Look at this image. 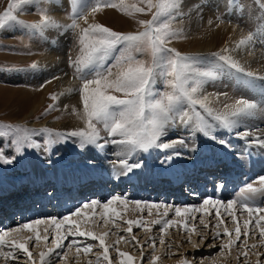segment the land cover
I'll return each instance as SVG.
<instances>
[{
	"label": "rangeland",
	"instance_id": "374dc122",
	"mask_svg": "<svg viewBox=\"0 0 264 264\" xmlns=\"http://www.w3.org/2000/svg\"><path fill=\"white\" fill-rule=\"evenodd\" d=\"M87 1L88 0H79V6L76 7V5L74 4V0H55V2L54 0H32L31 3L21 4L18 8L14 9L13 14L16 16V21H24L28 24L39 22L42 15H47L49 17L52 15H57V19H55L54 21H56V23L61 26H65V25H69L72 23L74 8L78 14H83V15L88 16L90 13H92V8L96 7L97 0H91L89 1V3H87ZM207 1L209 0H199L198 2L195 1V5L202 6V7L197 8V10L202 9L203 11V14H202L203 16H201L202 19L203 18L205 19L207 17L206 15H208V13L210 12L209 10H208L209 12L207 11V9L209 8V7H206ZM219 1H222V0H219ZM246 1L247 0H223L222 5H218V7L220 8H218L217 11H215V13L214 12L212 13V15L213 14L215 15H214V18H210V21L215 20L216 22L218 21L222 23H232L233 26H237V27L241 26L242 21L245 22V20L249 17H243L244 19L240 18L241 21L239 20L235 22H230L234 18L232 16L233 14H228L227 6L231 5V6L237 7L238 3H243ZM13 2L14 0H0V15H2L8 9L9 4ZM116 2H119V0H116ZM126 3L136 4L138 7H144L146 10L143 13L132 11V14L129 15L126 12L121 11L119 8L111 7V6H103L100 8L98 12H95L97 13L98 18L92 23L102 24L118 32L142 31L144 26L141 25L139 21L140 20H151L152 15L156 11V9L153 8L151 11H148L146 3H142V0H126ZM204 7L207 8L206 11L203 9ZM110 12H112V14H117L118 16H120V20L118 17L117 19L110 18V17L106 18V15H110ZM261 12L264 13V8L262 9ZM62 14L66 16L65 20H61ZM196 14L194 16H196ZM180 15L183 16V14L176 12L175 8L170 9L168 12L162 14V16L160 17V20L158 21V23L167 24L171 31L177 33V35L174 38L169 39L168 47L175 48L177 51L185 55L199 56L203 58L204 65L202 66H206L208 60H216V58L209 56L210 53L222 51L221 53L230 56L229 53L223 52V48L226 47V45H223V43L222 45H220L218 48L214 49L213 51L208 50L206 52H202V51H198L197 49L192 50L191 48H189V47H192L195 44V42L191 38L185 39L186 31L185 29H183L184 27L178 20ZM16 21L7 22L3 28H0V71H5L9 75L22 74L24 76V80L15 81L14 83L5 82L0 79V86L4 88V89H0V152H3V155L5 156V158L15 157L14 163L12 164L0 163V187L8 183L10 179H15V178L21 179L23 177V174L25 173V171H27L26 165L28 162V158L31 154L32 155H42V156L44 155V156L50 157L51 153L55 149L60 148L61 153L59 156L61 160H69V158H72V153L68 149L65 148V145L69 146L70 144V146H72L74 149L81 150L79 147H77L78 138L65 140L63 136L58 135V134L59 133H69L73 130H80V129L86 130L85 120L81 118L82 115L78 119H75L76 124H77L75 126L77 127L74 126V128L72 127L67 130H64V129H57V128L47 125L46 119L48 118L49 119L52 118L55 121L60 120V122L62 123L63 122L70 123L69 121L72 120V119H69L67 116H64L65 115L64 113L66 112V110L58 105L57 102L59 101V96L56 90H50L48 94H46L45 104L41 107V109L37 113H35L36 116L35 117L33 116L34 121H32L31 119L25 118L29 116L28 115L29 109L27 108L29 105V102L24 101V103H21L23 95L26 94L25 92L36 91V89L42 90L44 87L48 86L49 82L52 81L53 75H54V73L47 75L49 72L48 70L51 69L53 71H57L58 69L57 66H58L59 61H56L55 63L51 64L50 68L48 70H44L43 72L45 73H43L40 77H38L35 80L29 79L26 77V73L28 71H33V69L30 68V65L35 63L37 64V68H38L39 66L38 62H39V58L41 54H46L47 51H51L52 53L57 52L56 54L59 55L57 59L62 58L63 56L68 57V62H69V57H72L73 59H75V57L79 55L80 45H79L78 33L80 30L79 29H66L65 27H60V28H48V29H45L43 33H40L37 30L24 27L23 25L17 23ZM262 22L264 24V18L262 19ZM79 23L81 25V28H86L89 25L84 19H80ZM263 24L262 23L258 24V26H255V28L253 29L250 28L247 33V36L252 34V37H253L252 40L254 41V43L257 44L256 46L262 56L264 55V38H263L264 33L262 32L263 33L262 35L260 30L263 29L264 27ZM255 33H261V34L255 35ZM69 38L71 39L69 40ZM227 38L224 39L225 42H227ZM196 40H199V39H196ZM137 58L143 59L145 61H150L151 59L150 55L148 54H137ZM232 59L234 60L233 57ZM107 63L112 64L114 63V60L110 59ZM220 63H224V62H220ZM17 69H26V70H17ZM68 69H69L68 72L77 79L76 86L78 87V89L76 91V95L78 97H81L80 88L83 85V80L81 79L80 75L76 73L75 67L72 66L70 63H69ZM233 73H235L236 75H234ZM233 73L232 74L234 75L235 78H238L239 76H240L239 78L244 77L246 74V73L245 74L241 73L239 75V73L236 70H234ZM255 75L260 76V77L262 76V74L260 73H256ZM86 76L88 79H95L96 78L95 71H92L90 74L86 73ZM227 77L228 76L225 75V73H220L218 74V77L216 80L214 81L209 80L204 84L203 88L201 89L200 95L208 96L210 93H212V95L216 94L215 96H212L210 98L208 97L209 107L214 108L215 106L214 109L222 111V108H221L222 105H217V103H214V99L215 100L217 99L218 92H220V94L221 93L223 94L225 89H226V93L231 92L232 85L230 86V83L227 82ZM244 79H247V78L244 77ZM238 85L242 86L241 88H243L241 89V93L242 92L245 93L248 89H250L249 87L245 86V83L243 82L238 83ZM206 86L210 87L209 88L210 93L206 90ZM220 89L222 90L218 91ZM258 90H260L262 96H264V91L261 88H259ZM165 91H170V89L163 82V78L158 77L157 83L153 86L154 97L159 98L158 96H155V94L163 93ZM236 93H238V91H236ZM112 94L119 95V93H115V92H113ZM53 97H55V99H53ZM240 98L247 99L245 96L244 97L241 96ZM255 100L256 99H252L253 102H255ZM259 103L260 104L258 105V109L259 108L262 109L261 105H264V104L262 103L261 99ZM49 105H52L53 107L49 109ZM22 109L25 110L26 112H22L23 114H19L18 112L20 111L18 110H22ZM66 109L68 110L69 113H72L71 116L76 117L75 113L79 112L80 109L83 111V106L76 107V109H74L75 112L69 107H66ZM185 110L188 111L189 115H192L193 118L195 119L194 113L191 111L188 105H185ZM197 110L201 111L202 115H204L205 118L209 120L211 123L217 124V122L212 121L211 117H208L207 114L203 112L202 109L197 108ZM263 111H264V106H263ZM251 118L252 120H250ZM253 120H257L259 122L257 125L258 127L260 128L264 127L263 125L264 118L262 115H259V118L252 116V117L245 119V121L243 122L244 124H241L238 130L235 129L236 132L238 131L240 133H243L247 131L245 124ZM177 122H180L179 118H177V121L173 123H177ZM97 128L100 131V140L98 141L99 144H106L107 146V145L112 144L111 141L113 139H116V140L122 139L118 135L115 137L110 136L108 131L104 129L102 123H98ZM215 130L221 131L224 129L217 126ZM251 130L252 128L248 131H251ZM178 134L179 135H177V137L175 136V139L185 138V140H188L187 138L189 137L192 138L191 134L188 132H182ZM166 137H167V132H166V135L162 138L161 142H163ZM21 138H24V139H23V143L19 146L20 150L18 151L17 150L18 145L15 143V141ZM206 140L210 141L209 138H207L206 136H203L202 141L204 144ZM57 143H62L64 145L58 146ZM53 147L55 148L53 149ZM207 147L208 149H206ZM207 147L201 148L198 150L196 149L190 154H186V155L180 154L168 163H162V162L165 160L166 156L174 155V153L172 150L169 151V150H164V149H159V151H162L161 154L166 153V155H164L162 159L149 155L151 157L150 158L149 156H147V154H149V151H148V153L147 152L135 153V154L142 153V155L139 156V158L137 159L134 157H127L125 160H127V162L130 165L140 164L142 166L144 163H146L150 166L153 163H157V166H158L157 171L164 172L163 170H166L168 166H171L170 164L173 160L174 161L172 162V164H175L178 161L175 159L182 157V160L186 164L184 165L186 167L189 166L193 168V167H196L197 165L195 164L197 163L196 161L203 162L208 157L206 156V154L210 155L209 146ZM240 147H243V146L237 145V148H240ZM244 147H245L244 151L242 152H237L233 150L234 148L232 147V152L228 154L231 161L234 158V155L236 154L241 158V161H243L244 166L247 167L248 165L246 164V161L250 160V162L248 161L250 163V166L252 163L254 166L256 165L259 168V165L261 163H264L262 162L263 160H260V161L256 160L257 155L256 153H254V150L252 148H249L248 144H245ZM246 147L247 149L250 150L247 154L245 153ZM87 148L91 150L99 149L95 145H88L83 150ZM41 149L44 151L43 154H41ZM206 150L208 151V153L204 155ZM231 154H234L233 157H230L232 156ZM219 156L220 155H217L216 157H219ZM255 156H256V159H255ZM208 159H212V158L210 157ZM219 159L223 160V157H220ZM81 162L83 165H86V166L89 165L88 164L89 161L87 162L81 161ZM116 162L120 164V161H116ZM239 162L240 161H232V163H238V164ZM141 166L134 167L133 169H139L141 168ZM45 167L46 166L43 164L42 168L44 170L45 169L47 170L48 168H45ZM178 169L179 167L176 166L174 167L173 170L178 171ZM253 170L254 168H252V170H250L249 172ZM174 173L176 172L174 171ZM260 176H264V172L258 175H256L255 173L252 176L254 177L253 179L256 180V181L253 180L255 184L253 186L255 188H260V183H258L259 182L258 179ZM129 178L131 180L130 176ZM6 179H8L7 182H6ZM253 182L250 181L251 184ZM247 184L242 185V186L240 185L238 187V192L241 191L242 189H246ZM161 188H165V186H161ZM24 192L26 193V191ZM24 192L22 194H24ZM66 193H69V192L67 191ZM194 193H196V191H193L192 194L194 195ZM259 193L260 192H258L257 194L255 193L256 195L251 194V193H245V194L250 197V200H254L257 204L259 203L258 205L256 204V207L264 208V205H262L264 203V193H260V194ZM113 196H121L122 198H127V201H128L127 205L129 204L130 206L134 204L133 203L134 201H142V198H143V197L139 198L135 196H130L128 195V192L126 191L122 193L115 192L112 195L104 196V199H103L104 201L101 203L102 204L106 203L107 200ZM1 198L2 197H0V199ZM67 198L66 200H68ZM209 198H211L212 200H217L214 197H211V196L207 197L205 195H201L196 200L199 205V203L201 204L203 203L205 199H209ZM240 199H241V192L238 195H235L228 200L220 201L221 202L219 203L220 206L217 204L218 206L217 209L220 211V214H224V211L228 210L226 209V205L229 200L237 201V203L234 205L235 211L237 212L236 213L237 220L233 221L232 219V215L230 213H232L233 211L223 215L222 217L224 219L220 217L216 220L217 218L215 215L216 210L215 211L213 210L212 215L214 216L208 220L210 222V229H207V227L204 226L205 225L204 223L203 224L200 223L201 219L205 218L204 215L201 216L202 214L196 217L194 221L192 217L188 215L183 216L187 218V220L185 218L183 219L184 221H187V222H184L183 220H181L182 215L176 218V215H174V211H173L175 210V208L172 211H170V213H168L167 216H164V213L154 214L153 216L151 213H153L154 211L150 212L148 209L142 210V212L140 213L137 211L138 213L135 212V214L132 215L131 213L127 212V210L122 206L125 204H122L120 202L118 203L113 202V204L111 205L112 208H115L118 210V212L120 213L119 216L110 214L108 217H104L103 208L97 207L95 210V213L98 215H92V211H91L90 220L88 222L84 223L83 221L81 225H79L77 222V224L79 225L81 231H95V232L98 231L97 235L104 234V233L107 234L105 235V244L110 246L109 247V258H110L111 264H121V260L124 258V257L119 256L117 249H119L120 252L128 253L133 258L132 259L133 264H181V261H184V260L188 261L189 264H264V242H262L264 238H262L260 235V228L264 227V222L261 221L260 224L256 223V221L259 219V216L264 215V213H260V214L253 213L252 216L250 217L249 213L242 209L241 203L239 204ZM260 199L262 200L260 201ZM159 202L162 203V201H159ZM84 203L85 202H82L80 203V205H77L75 207L73 206L72 207L73 210L65 214L64 216L69 215V214L71 215V212L75 211L74 208L75 209L77 207L82 208V205ZM115 204L117 205L114 206ZM223 204L225 207L223 206ZM52 205L53 203H51L49 200L44 201V204L42 205L40 204V207L41 208L43 207L44 210L48 212L49 214L44 213L43 215L32 216V217H27V218H20L19 216L12 218V222L6 223V226L2 227L0 225V234H3V232H9L10 234L7 237H5L7 241L10 242L12 240L18 239V241L24 242V240L12 236L14 233V231H12L13 229H16L19 226H23V224L25 223L34 222L38 218L42 221H49L52 218H56L57 221H62L63 220V216H61L62 213L58 211L55 212L56 207H52ZM50 206H51V209H50ZM212 207L214 208V206ZM37 209L38 208L34 205L29 209V212L31 213V215L33 214L35 215L38 213L36 212ZM82 211L84 212L86 211V209L83 210L82 208ZM162 211H164V209H162L160 212ZM131 215L134 217L132 221L139 220L141 221V225H136V224L131 225L132 231L128 232L127 229L130 227V225L127 223V221L131 220L129 219ZM40 216L42 218H40ZM156 220H173V221L176 220L174 222H177L179 226H175V224H173L169 226L167 229L162 230L161 224L153 223V221H156ZM183 222L184 224L185 223L187 224L188 230L183 227ZM245 222H248L247 231L249 234L247 237L242 235V233L245 231ZM193 225H195V227L198 228V229L195 228L197 232H194ZM50 226L48 227V229H50ZM225 227L229 228V232L231 234L230 236L223 235V231ZM237 227H239L241 231L240 240L237 241L236 244L232 245L230 248H225L221 250L220 246L222 244H226L229 239H233V240L236 239L237 233L235 230ZM219 228L221 230L220 231L221 235L217 238L214 233ZM67 229H68V225L65 224L64 227L59 229V231L60 230H61L60 232H62L63 230L67 231ZM26 233L31 234V231L26 229ZM203 233H208V234L205 235ZM201 235L202 236L205 235L204 236L205 240H204V237H202ZM54 236H55V233H51L49 235L48 241H44L41 239L39 242H37L34 240V237L33 239L29 241L30 242L28 243L29 250L32 252L33 254L32 259L36 262V264H40L39 254L41 251H47L48 248L54 247L53 242H52L54 239ZM121 237H123V239H121ZM133 237H135V240H133ZM72 239L73 237L69 238L66 244L63 243L64 246L62 249L56 250V252L59 253V255H56L54 253L49 258L50 264H57V261L63 262V264H67V262L65 261V256L70 255L68 254V252H71V251L73 252L72 253L73 256L71 255L70 258L74 260V262L73 261L70 262L72 264L73 263L79 264V261H77V258H82L84 256L85 257L89 256L88 259L89 261H91L89 262V264H92L93 261L96 262L94 264H109L108 261L103 260V256H102L103 248L100 247L98 241L93 240L91 237L76 236L75 239L77 241V244L74 245L71 249H69L68 244L71 242ZM161 239H163L164 243L160 242ZM89 244L92 245L91 251H88V252L83 251V249H85ZM77 248H80L81 250L78 252ZM2 249L3 250H0V252L13 251L15 253V251H20L19 249H10L8 245H5ZM76 253L77 254L84 253V254L83 256L80 257L79 255H76ZM243 253H247V255H243ZM15 256H16V260L10 259L9 262L5 263V261L2 260L4 259V256L0 255V264L15 263L16 261H18L16 263L30 264L27 255L22 253L21 251L16 252ZM153 256L157 257L155 261H153L152 259ZM98 257H99V260H98ZM70 263L68 262V264Z\"/></svg>",
	"mask_w": 264,
	"mask_h": 264
},
{
	"label": "snow or ice",
	"instance_id": "6c2138e0",
	"mask_svg": "<svg viewBox=\"0 0 264 264\" xmlns=\"http://www.w3.org/2000/svg\"><path fill=\"white\" fill-rule=\"evenodd\" d=\"M31 2L32 0H14L13 3L9 4L8 9L0 15V28H3L7 22L16 21V16L13 14L14 9L18 8L21 4ZM142 3H146L148 11H151L153 8L156 11L153 13L151 20L139 21L144 28L138 32H118L99 23H91L88 27L81 28L79 20H87V16L78 14L75 8L72 23L65 26L57 24L56 21L47 15H42L39 22L32 24L24 21H16L24 27L37 30L40 33H43L48 28L60 27L80 30L78 33L80 45L79 55L75 59L69 57V63L75 67L76 73L83 80V85L80 88L81 99L83 101L81 118L85 120L86 130H73L69 133H59L58 135L63 136L65 140L78 138L77 147L81 150L88 145H95L98 148L106 147V144L98 143L100 140V131L97 128V124L102 123L104 129L108 131L110 136L115 137L118 135L122 138L120 140L113 139L111 143L123 145L125 155H132L137 152H148L152 149L172 150L174 155L166 156L162 162L168 163L180 155V152L176 148L177 144L187 147L185 138H180L171 143L161 142L162 138L166 135L168 127L179 118V121L187 131L192 133V136L200 133L220 145L230 147L229 141L213 134L215 128L219 126L226 129L229 133H233L245 119L255 115L258 104L247 99H239L234 104L225 105L224 110L219 111L209 107L208 96L200 95V92L207 81L217 79L218 74L223 72L225 63L239 73H245V69L237 61L233 60L231 56L221 52L210 53L209 56L216 58V60H208L206 66H202L204 65L203 58L185 55L175 48L168 47L169 39L174 38L177 33L171 31L167 24L158 23V21L162 14L177 6L175 0H142ZM74 4L78 7L79 0H74ZM103 6L119 8L129 15L132 14V11L143 13L146 10L144 7H138L136 4L126 3V0H119V2H116V0H97V5L92 8V12H97ZM260 6L264 8V2H261ZM252 38V35H249L245 39H242L240 44L243 45L251 41ZM225 51L227 50L225 49ZM137 54H148L151 59L150 61L138 59ZM110 59L114 60V63H107ZM30 68H37V64L33 63L30 65ZM92 71H95L96 78L88 79L86 73L90 74ZM246 75L252 76L254 74L248 72ZM158 77L163 78V82L168 86L170 91L156 93L155 96L159 98H155L153 86L157 83ZM113 92L119 93V95L112 94ZM185 105H188L194 113V126L191 128H189V122L193 121V116L189 115V112L185 110ZM52 107V105H49V109ZM197 108L202 109L217 124H213L207 120ZM235 134L241 139H246L252 135L247 131ZM23 139L21 138L15 141L18 145V151L20 150L19 146L23 143ZM253 143L261 151H264V137H255ZM190 150L195 151L196 149L193 147ZM14 160L15 157L5 158L3 152H0V163L12 164ZM88 163L90 166H94V162L89 161ZM120 165L129 172L134 167L141 166L140 164L130 165L125 159L120 160ZM259 182L260 188H255L253 184L248 183L246 189L241 190L240 203L242 209L247 211L250 217L253 213H264V208L250 206V197L245 194L264 193V176L259 177ZM114 201L127 204V198L113 196L102 205L100 201L92 199L84 203L82 208L95 210L97 207L102 206L104 217H108L110 214L119 216L120 213L118 210L111 207ZM134 203L140 206L142 202L134 201ZM219 203L221 202L212 200L211 198L203 201L204 205H216ZM236 203V200H229L226 208L232 210ZM251 203L255 204V201L252 200ZM147 207L149 209L152 207L159 208L160 205L147 204ZM82 208L77 207L75 211L71 212V215L64 216L62 221L58 222L56 218L47 221V223L54 225L57 231L52 241L54 247L40 252V264H50L49 258L54 253L59 255L56 250L63 248V242L69 236L73 237L68 244L69 249L77 244L76 236L91 237L93 240L98 241L100 247L103 248V260L111 264L109 258L110 246L105 244V235L107 234L97 235L92 231H81L77 222L72 219L73 216L88 215L82 212ZM170 208L171 206L165 207L164 216H167ZM203 210L208 211L207 209ZM190 211H200V209H189L187 207L184 209L179 207L175 208V214L177 216H180L182 213L187 214ZM95 214V211H93L92 215ZM231 215L233 221H236L235 213L233 212ZM216 216L218 218L220 217L218 210ZM261 221H264V215L259 216L256 223L260 224ZM44 222L37 219L34 222L23 224L22 227L27 230H35V225ZM127 223L130 225L127 229L128 232L132 231L131 225H141V221L139 220H129ZM153 223L161 224L162 230H164L175 222L173 220H156ZM201 223H204L203 219H201ZM65 224L68 225V230L66 233H62L59 229L64 227ZM247 224L248 222H245V231L242 233L245 237L249 234ZM183 227L187 229L188 226L185 223ZM19 230L13 229L12 231ZM235 231L237 233L236 239H229L226 244H222L220 246L221 250L230 248L240 240V228L237 227ZM45 233L42 237L39 231H36L34 240L37 242L41 239L47 241L49 238L47 229H45ZM9 234V232L0 234V248L8 245L10 249H19L27 255L30 264H36L32 259L33 254L29 250L28 241L20 242L18 240H12L9 242L5 239ZM220 235L221 233L219 231L215 233L217 238ZM223 235H231L228 228H224ZM260 235L264 238V227L260 228ZM133 240H135V237H133ZM160 242L164 243L163 239ZM91 249L92 245L89 244L83 251L88 252ZM80 250V248H77L78 252ZM117 251L119 256L126 258L121 260V264H132L133 258L128 253L120 252L119 249ZM0 255L6 259L16 260L13 251L0 252ZM243 255H247V253H243ZM152 259L155 261L157 257L153 256ZM181 264H189V262L184 260L181 261Z\"/></svg>",
	"mask_w": 264,
	"mask_h": 264
},
{
	"label": "bare ground",
	"instance_id": "6f19581e",
	"mask_svg": "<svg viewBox=\"0 0 264 264\" xmlns=\"http://www.w3.org/2000/svg\"><path fill=\"white\" fill-rule=\"evenodd\" d=\"M89 1H91V0H88L87 3H89ZM195 1L198 2L199 0H175V3L177 5L175 7V11L183 14V16L180 15L178 20L182 24V26L184 27L183 29H185V31H186L185 39L191 38L195 42V44L189 48H191L192 50L197 49L198 51H202V52H206L208 50L213 51L214 49L218 48L223 43V45H226V47L223 48V52L229 53L230 56L233 57L234 60L237 61L245 69V73L251 72L254 74L252 76H248L244 73L245 74L244 77H246L247 79H244V77L239 78L240 76L238 78H235L234 75H236V74L233 73V71L235 69H232L231 67H229L225 63L224 64V70L222 73H225V75L228 76L227 82L230 83V86L232 85V87H231L232 89H231V92H229V93H226V89L224 90V92L222 91L223 94L222 93L220 94V92H218V94H217L218 97L216 100L214 99V103H217V105H222V107H221L222 111L224 110L225 105L234 104L235 101L239 100V98L241 96H243V97L245 96L247 98V100H249V101H252V99H256L255 103H257L258 105L260 104L259 101L261 99L262 103L264 104V96H262L260 90H258L259 88H261L264 91V55L262 56L260 54V52L256 46L257 44L254 43L253 40L248 41L247 43H245L243 45L240 44V41L242 39H245L246 37H248L247 33H248V30L250 28L253 29V28H255V26H258V24H261V23L263 24L262 19L264 18V13L261 12L263 8H261L260 4H261V2H264V0H247L246 2L238 3L237 7H234L231 5L227 6L228 7V9H227L228 14H233L232 16L234 18V19L232 18L233 20H231L230 22H235V21H239V20L241 21L240 18L249 17L245 20V22L242 21V25L238 26V27L233 26L232 23H222V22H218V21L216 22L215 20L210 21V18H214V15H215V14L212 15V13L213 12L215 13V11H217V9L220 8V7H218V5H222L223 0L222 1H219V0L207 1L206 7H209V8L207 9L206 7H204L203 9L205 11L207 9V11L209 10L210 12L208 11L209 13H208V15H206L207 17L205 16L206 17L205 19L201 18V16H203L202 15L203 14L202 9L197 10L198 7H202V6L195 5ZM54 2H55V0H54ZM199 4H200V2H199ZM239 7H240V9H239ZM196 12H197V14H196ZM195 14H196V16H194ZM193 16H194V18H193ZM50 17H52L53 20L57 19V15H52ZM109 17L115 18V19H117V17H118L120 20V16H118L117 14H112V12H110V15H106V18H109ZM97 18H98L97 13L92 12L87 16L86 22L88 24H90V23L94 22ZM65 19H66V16L64 14H62L61 20H65ZM259 26H261V25H259ZM263 29H264V27H263ZM262 30H260L261 33L262 32L264 33V30L263 31ZM261 33H255V35L261 34ZM263 33H262V35H263ZM225 38H227V42H225V40H224ZM263 38H264V36H263ZM70 39L71 38H69V40ZM196 39H199V40H196ZM225 49L227 51H225ZM56 53H54V52L52 53L51 51H47L46 54H41V56L39 58V62H38L39 63L38 68H36L35 70L33 69V71H28L26 73L27 78L35 80L38 77H40L43 73H45L43 71L48 70L50 68L51 64L55 63L56 61H59L58 66H57V68H58L57 71H53L51 69L48 70L49 72L47 75L54 73L53 79L51 82H49L48 86H46L44 88L42 87L43 88L42 90L36 89V91L25 92L26 94L23 95L21 103H24V101L29 102V105L27 107L29 109V112H28L29 116H27V117L23 116V117H25L26 119H31L32 121H34L33 118L36 116L35 113H37L41 109V107L45 104L46 94H48V92L50 90H56V92H58V96H59V101L57 102L58 105L66 110V112L64 113L65 114L64 116H67L69 119H72V120L69 121L70 123H67V122L62 123V122H60V120L55 121L52 118L51 119L48 118V119H46L47 120L46 123H47V125L52 126L54 128L67 130V129L72 128V127L74 128V126L77 125L75 119H78L82 115L81 112H83V111L81 109H80L81 112L76 111L77 112V113H75L76 117H73V116H71L72 113H69L68 110L66 109V107H69L70 109H72L75 112L74 109H76V107H82L83 106V101H82L81 97H78L76 95V91L78 89V87L76 86L77 79L72 74H70L68 72L69 71V69H68V66H69L68 57L63 56L62 58L57 59V57L59 55H57ZM256 73H260V74H262V76L261 77L257 76V75H255ZM240 74L241 73H239V75ZM231 75H233V76H231ZM0 79L2 81H5V82H13L14 83L15 81L24 80V76L22 74L9 75L5 71H0ZM240 82L245 83V86L250 88V89H248L249 91L246 89L247 91L245 93H243V92L241 93V89H243V88H241L242 86H240L242 83L240 85H238V83H240ZM209 88H210L209 86H206V90L208 92L210 91ZM244 88H246V87H244ZM0 89H4V88H2L0 86ZM221 90L222 89H220L218 91H221ZM236 91H238V93H236ZM215 95H212V93H210L208 95V97L210 98V97L215 96ZM261 106H262V109H260V108L257 109V111L254 115L255 117L259 118V115H262L264 118V113H263L264 112L263 111L264 105H261ZM214 108H215V106H214ZM18 111H20V112H18L19 114H23L22 112H26L23 109L18 110ZM250 120H252V118ZM258 123L259 122L257 120H253V121L245 124L247 131L252 128L251 131H248L252 135L246 139L238 138V136L235 134V133H240L238 131L236 132V130H238V129L234 130L233 133H229L226 129L221 130V131L215 130V132L213 134L229 141L230 147L220 145L211 139H210V141L209 140L207 141V144H204L202 141L203 136H204L203 134L196 133L194 136H192V133L187 131L181 122L173 123L172 125H170L168 127V129L166 131L167 137L164 139L163 142L164 143H171L175 140H178V139H175V136L177 137V135H179L178 133L188 132L191 134L192 138L191 139L187 138L188 140H185V142H186V144L189 143L187 145L190 147L187 149L186 147L177 144L176 148L180 152V154H182L184 152L187 153L188 151H190L192 153L193 151L190 150L191 148L195 147V149L198 150L201 148H206L208 145L209 146V154L211 155L210 157L212 158V159H208L209 161L218 160L220 157H223V160L225 159V163L229 164V163H232V161L228 155L230 152H232V147L234 148L233 150H235L237 152H242V151H244V148H245L244 145L248 144L249 148H252L254 150V153H256V155H257V159H256V156H255V159L257 161L263 160L262 162H264V151H261V149L253 143V140L255 139V137H257V136L264 137V127L263 128L258 127L257 126ZM242 124H244V123H242ZM193 126H194V118H193L192 122H189V128H191ZM75 127H77V126H75ZM57 145L61 146L64 144L57 143ZM237 145L243 146V147L237 148ZM69 146H70V144H69ZM69 146L65 145V148L68 149L72 153V158H69V160H61V158L59 156L61 153L60 148L55 149L51 153L50 157L44 156V155L42 156V155H32L31 154L28 158V162L26 165V167H27L26 170L29 169L31 172H29L27 174V176H26V172H25L21 179H10V181L8 183H6L4 186L0 187V197H2L5 194H9L11 192H15V191H19V190H20L19 193L22 194L24 191H26V188H24V187L27 184L28 185L30 184V188H32V189L35 188V190H36V187L39 188L42 186L54 185L53 191L58 192L60 194H62V190L65 189V191L63 192V196L65 195V197H64L65 202H64V204L61 203V197H59V196L56 199H51L49 201L51 203H53L52 207H56L55 212H57V211L61 212L62 213L61 216L64 217L65 214H67L73 210L72 204L74 203L73 200L75 197H74V194L72 195L70 193L74 192L80 186V184L85 183L86 181H89L92 183V179H94L93 184H95L96 188L99 190H102L103 187L109 188L110 187L109 183L115 182L114 184H112L113 186H115V185L116 186H118V185L122 186L123 185V188H124V186L128 183L131 185V188L136 186L138 189L143 190L144 192H154L157 189L158 192H161L163 190L164 193H168V191L174 187V184H176V182H179L181 180L182 175H187V174L192 175L193 174V170L191 168H188L189 166L186 167L185 166L186 164L183 160H178L175 164H171L170 168L166 171V173L157 171L158 170L157 169L158 168L157 163H153L150 166L148 164L144 163L141 166V168L133 169L131 172H129L126 168H124V167L122 168L121 165L119 163H117L116 161H120L121 159H126L127 157H134L137 159V158H139V156L142 155V153L125 155L124 154V146L119 145V144L107 145L106 147H102V148H99L97 150H91L88 148L85 150H76L72 146H70V147ZM54 148L55 147H53V149ZM169 151H167V152H169ZM43 153H44V151L41 149V154H43ZM158 153H159V149H152L151 151H149V154H147V156L150 155V156L155 157L156 155H158ZM217 155H220V156L216 157ZM62 157H63V155H62ZM42 161H44V162L51 161L50 165H48L47 170L46 169L44 170L42 168V165H43ZM81 161H83V162L92 161V162H94V166L83 165ZM248 161L250 162V160L246 161V164L248 165L247 167L244 165L241 166L238 163H236V164L239 165L240 169H244L247 172L252 170V168H254V170L258 168V166H256V165L254 166L252 163L250 166V163ZM196 162H198V161H196ZM211 164H215L214 165L215 168L218 167V163L213 162ZM50 166L52 169L49 168ZM176 166L179 167L178 171L173 170L174 167H176ZM259 168H260V170L263 169L264 163H261L259 165ZM220 169H222V168H220ZM174 171L176 173H174ZM225 172H226V166L222 169L221 174H223ZM227 172H228V169H227ZM179 173L182 175L178 176ZM162 174H163V176H162ZM165 174L171 176L170 180H167V179L163 180L162 179L165 176ZM128 175L131 177V180H130ZM230 175L236 177L235 173H231ZM53 177H55V182L53 181ZM7 181H8V179H6V182ZM108 181H110V182H108ZM254 181H256V180H254ZM258 183H260V182H258ZM258 183H256V184H258ZM252 184L255 185L254 182ZM161 186H165V188H161ZM67 191L69 193H66ZM177 192L178 191H176V193ZM181 193L183 194V197H184L185 193L184 192H181ZM118 195H120V194H118ZM157 195H158V193H157ZM194 195H197V194L194 193ZM66 198L68 200H66ZM217 198L223 199V197H221V196H217ZM45 199L42 198L41 201H45ZM81 199H82V201H84L86 203V202H89L88 200L90 198L88 200H87V198H81ZM103 199H98V201L103 202L104 201ZM134 199H132V200H134ZM85 200H87V201H85ZM9 201H8V203H6V205L11 207L10 206L11 204L9 203ZM163 201L164 202L161 203V202H158L157 200H155L154 198L150 199V198L146 197V198L142 199V201H141L142 203L140 206H137L134 202H133L134 204L131 206L129 204H128L129 206L127 204L122 205V206L127 210V212L131 213L132 215L135 214V212H137V211L140 213V212H142V210L148 209L150 212L154 211L153 213H151L153 216H154V214L164 213L166 206H171L168 213H170V211H172L174 208H177V207H179L181 209H184L185 207H187L189 209L199 208L200 211H190L187 214L182 213L181 214L182 215L181 220H183L185 218L183 216L188 215V216L192 217V219L194 221V219L196 217H198L199 215L202 214L201 216L204 215V217H205V218H203L204 219L203 221L205 224L204 226L207 225L206 226L207 229H210V222L208 220L214 216V215H212V211L216 210V212H217V210H218L217 204L216 205H213V204L204 205L203 203H201V204L199 203V205H198L197 200H194L193 202H190L188 200H183V201H181V200L176 201L175 200L176 202H170L167 200H163ZM147 204H159L160 207L159 208L152 207L149 209L147 207ZM239 204H240V202H239ZM63 205H64V207H63ZM101 205H102V203H101ZM116 205L117 204H115L114 206H116ZM262 205H264V203ZM201 206H203V207H201ZM212 206H214V208ZM223 206H224V204H223ZM250 206H256V204H252L250 202ZM241 207H242V205H241ZM68 208L70 210H68ZM101 208H102V206H101ZM50 209H51V206H50ZM162 209H164V211L160 212ZM203 209H207L208 211H204ZM74 210H75V208H74ZM95 210L86 209V211H84V213H87L88 214L87 216H85V215L73 216L72 219H74L76 222H78L79 225H81L83 223V221H84V223H86L90 220V215H91L90 212L92 211V213H93V211H95ZM131 210H132V212H131ZM224 210H225V208H224ZM173 211H174V215H176L175 210H173ZM225 211H224V214H220V217H222L223 215H225L227 213H230L231 211H233L235 213V215L237 213L235 211L234 207L232 210H227L226 212ZM36 212H37V210H36ZM52 212H53V210H52ZM219 213H220V211H219ZM232 213H230V214H232ZM258 214H260V213H258ZM95 215H98V214H95ZM132 215L129 217V219H131V220H133V218H134ZM177 217L178 216L176 215V218ZM40 218H42V217L40 216ZM185 219L187 220V218H185ZM217 219H218V217L216 218V220ZM222 219H224V218L222 217ZM174 221H176V220H174ZM184 222H187V221H184ZM184 222H183V224H184ZM174 224H175V226H179L177 222H175ZM50 225L51 224L47 223V221H45L44 223H41L39 225H35V230H30L31 234L26 233V229H24L22 226H19L16 229H20V230L14 231L12 236L19 238V239H22L24 241L27 240L28 243H30L29 241L31 239H29V238H33L36 234V231H39V233L42 237L46 234L45 229H47L48 237L51 233H56L57 230L55 229L54 225H51V226ZM49 226H50V229H48ZM193 226H194V232H197V230L195 229L197 227H195V225H193ZM217 231L220 232L221 231L220 228ZM66 232L67 231H64V230L62 231V233H66ZM92 232L97 234L98 231L97 232L92 231ZM203 234L207 235L208 233H203ZM205 235H203V236L201 235V236L204 237ZM69 238H71V236L67 237V239H65L63 243L66 244V242L68 241ZM202 240H203V238H202ZM204 240H205V237H204ZM0 250H3V249L0 248ZM16 252H20V251H15V253L13 252V254L16 255ZM72 253L73 252L71 251V252H68V254H70V255H66L67 253L65 254L66 255L65 261L67 262V264H68V262L69 263L72 261L74 262V260L70 258L71 255L73 256ZM83 254L84 253H81V254L76 253V255H79L80 257L83 256ZM88 258H89V256H87V257L84 256L82 258H77V261H79V264L80 263L81 264H89V262H91V261H89ZM2 260H4L5 263H7V262H9L10 259H6L4 257V259H2ZM16 262H18V261H16ZM16 262L15 263H8V264H21V263H16ZM94 263H96V262L93 261L92 264H94ZM57 264H63V262L57 261ZM70 264H72V263H70Z\"/></svg>",
	"mask_w": 264,
	"mask_h": 264
}]
</instances>
